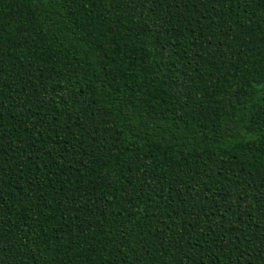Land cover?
<instances>
[{
	"label": "trees",
	"instance_id": "1",
	"mask_svg": "<svg viewBox=\"0 0 264 264\" xmlns=\"http://www.w3.org/2000/svg\"><path fill=\"white\" fill-rule=\"evenodd\" d=\"M0 264H264V0H0Z\"/></svg>",
	"mask_w": 264,
	"mask_h": 264
}]
</instances>
